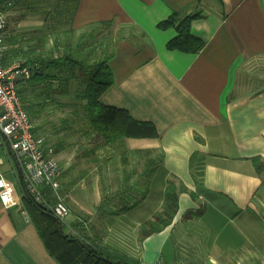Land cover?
<instances>
[{
  "label": "crops",
  "instance_id": "1",
  "mask_svg": "<svg viewBox=\"0 0 264 264\" xmlns=\"http://www.w3.org/2000/svg\"><path fill=\"white\" fill-rule=\"evenodd\" d=\"M102 22L112 24L102 35L113 84L100 100L151 122L158 135L100 146L94 153L108 158L100 168L119 162L122 175L104 182L116 194L99 188L78 208L67 201L69 223L141 264H264V171L253 162L264 161V0H80L78 32ZM21 33L7 32V49ZM78 92L70 102L84 104ZM5 156L0 148L17 201L0 189V264H60L22 214L23 189ZM170 180L188 190L172 222L149 233Z\"/></svg>",
  "mask_w": 264,
  "mask_h": 264
},
{
  "label": "trees",
  "instance_id": "2",
  "mask_svg": "<svg viewBox=\"0 0 264 264\" xmlns=\"http://www.w3.org/2000/svg\"><path fill=\"white\" fill-rule=\"evenodd\" d=\"M38 1L44 8H47L49 11L53 10V16L51 18H44V28L24 31L20 36H15V40L18 41L16 44L23 47L19 48L21 57H14L13 51H15L16 46L12 44L11 50L6 49L3 59L6 60L8 57L15 58L16 60L14 61H21L31 71L29 77H21L18 80V89L22 101L21 92H24L26 84L27 86L28 84L31 86L36 85L40 88V110L31 108L29 112L26 104L23 102L31 120L33 121L34 118H38L41 121L44 120L46 117L42 116L43 109L46 108L51 100L54 101L52 105L56 104V106H60L59 104L61 103L65 105L66 103H63L59 98L68 97L71 80L75 79L78 80L79 86L82 87L77 93L78 100L85 99L86 102L84 104L69 103L73 109L72 115L77 120L75 123L78 122L81 126L78 128V131L85 135L87 142L92 145L87 150L90 152L88 156L92 155L100 146L112 144L125 137H156L158 133L156 127L151 122L136 120L130 115L128 110L105 105L100 100L105 90L113 84V72L108 60L109 47L107 44L104 46L105 38L102 35L103 28H111V22L90 25L80 33V35L85 36V44L89 47L93 44L96 46L99 38H104L102 47L104 55L100 59L94 60L95 63L92 64V68L88 69V67H91L93 58V51L91 49L86 55L75 56L72 44L66 52H62L61 46L58 45L61 54L44 56L38 51L36 53L34 48L29 46L35 40V37L44 34L69 32L70 36H74L76 30L73 23L80 0ZM28 7L40 9L41 6L37 4L30 5L27 0H15L11 8L26 10ZM33 15L41 14L40 12H36ZM189 19L192 18L182 19L179 27L181 40L183 41L191 37L189 33ZM176 20L175 16L165 24H173ZM9 41H12V39ZM26 43L28 46H26ZM178 44H180L178 41H174L171 43V46ZM58 48L56 46V49ZM80 48L81 46L77 47V49ZM54 83L58 84L54 86ZM63 123L66 128H69V118H64ZM34 130L36 132L35 127ZM61 139L57 144L59 148L60 142H62ZM58 151L56 149L55 152L57 153ZM253 162L257 171L262 173L264 171V161L261 158H253ZM187 190L183 184L178 187L174 181L170 180L168 182L164 207L160 212L156 213L154 220L149 222V233L158 232L172 222L178 208L179 192ZM23 204L48 250L56 257L60 264H141L138 260L130 258L123 253L91 243L82 233L79 234L82 235L80 237L86 242V245L76 239L78 235H67L59 220L51 212L37 205L30 195H23Z\"/></svg>",
  "mask_w": 264,
  "mask_h": 264
},
{
  "label": "rangeland",
  "instance_id": "3",
  "mask_svg": "<svg viewBox=\"0 0 264 264\" xmlns=\"http://www.w3.org/2000/svg\"><path fill=\"white\" fill-rule=\"evenodd\" d=\"M27 2L30 3V5L37 4L41 7L40 9H34V8L31 9L28 7L26 10L11 8L8 12L7 32L27 31L26 29L24 30L25 25L28 27V26H35L36 24H41L39 28H44L45 27L44 18L45 17L51 18V16H53V10L49 11L47 8H44L42 4H39L38 0H27ZM36 12H40L41 15H33V13ZM75 30L76 31L74 36H70L71 34L69 32L54 33L50 35L48 34L40 35L38 37H35V40L32 41L29 44V46H32L36 53L38 51L40 54L44 56H53V55L61 54V50L58 48V45L61 46L62 52L64 51L66 52L68 51V49L72 44L74 48L75 56H83L84 54L86 55L91 49L93 51V58L90 65L91 67H88V69L92 68L93 66L92 64L95 63L94 60H98L100 59V57L104 55V50L102 48L104 38L103 37L99 38L96 46H94L95 44H93L92 46L89 47L87 46V44H85V40H84L85 36L80 35V33H78V30L76 28ZM15 39H16L15 37H12V41L8 43L14 44L16 46L15 47L16 52L13 51V55H15L14 57L16 58L22 56L21 52H19V48L21 49L23 47L16 44V42L18 41H16ZM26 46H28L27 43ZM56 46L59 50L56 49ZM80 46L81 48L77 49V47ZM15 58L13 59L11 57H8V59L3 60V65L9 66L14 60H16ZM73 81L75 87L74 85L70 86L69 92H71V94H69L68 97L59 98L63 103L66 104L63 105L61 103L59 104L60 106H56V104L52 105L54 101L51 100L49 104H47L46 108L43 109L44 111L42 112V116L46 118L42 121L39 120L38 118L37 119L34 118L33 121L37 134L45 137V139L48 142V145L53 147L55 157L62 165L63 173H62L61 185H62L63 196L65 197L66 201H68V203H72L73 205H75L76 208H78L82 206L83 203H85L86 205L87 202L89 201L94 202V199H96L95 195L98 192L99 188H101L100 189L101 192L105 193L109 191L113 195V193H115L117 190H114L112 188L107 189L106 188L107 184L104 186V182L105 181L111 182V184L115 183L119 175L122 174L119 173V170L117 172L116 169H113L116 166V164L119 163V162L118 163L114 162L113 157L109 160L111 169L109 171H104L103 167L100 168L99 165L103 162L102 161L103 159H108V158H104V157L99 158L98 155L95 153L87 157L85 156L86 152H88L87 150L91 148L92 145L87 142V137L78 131V128H80L81 126L78 122L75 123V121L77 120H75V117L72 115L73 109L72 107H70L69 102L73 100V97H76V89L78 91L82 88L79 86L78 80L73 79ZM57 84L58 83H54V86H56ZM20 89H21V85H20ZM24 89H25L24 92L22 91L21 94L23 97V102L26 104L28 111L30 112L31 108L40 110V104H39L40 88L36 85L31 86L28 84L27 86L26 84ZM64 118H69L70 121L69 128L65 127V124L63 123ZM60 139L62 140V142H60V148H59L57 147V144L59 143ZM56 149L59 150L57 153L55 152ZM5 157H6L5 168L8 169V166L11 165L15 169L14 182L16 187L19 188L18 191L21 192L22 188L20 189L19 176L15 168V165L8 154ZM69 216H68V222H69ZM79 222L82 221L80 220ZM72 225L75 233L78 231V238L82 240V238L80 237L82 235L79 233H82L84 237L87 238V236L84 234L85 232H83L82 227L80 225L79 226L81 228L78 226V224L77 225L72 224ZM88 239L91 243L99 244L98 241H93L90 238ZM82 241L86 244L84 240Z\"/></svg>",
  "mask_w": 264,
  "mask_h": 264
},
{
  "label": "built area",
  "instance_id": "4",
  "mask_svg": "<svg viewBox=\"0 0 264 264\" xmlns=\"http://www.w3.org/2000/svg\"><path fill=\"white\" fill-rule=\"evenodd\" d=\"M14 2L15 0H0V148L5 149L16 169H20L23 194L30 195L37 205L51 212L67 235H78V231L75 233L73 225L68 222L71 210L62 194V165L45 137L35 132L34 123L19 93V78L29 77L31 71L19 60L9 66L3 65L7 49L8 12ZM3 164L4 160L0 157V189L9 192L1 169ZM9 198L17 201L11 192ZM21 211L29 220L28 212L25 209Z\"/></svg>",
  "mask_w": 264,
  "mask_h": 264
},
{
  "label": "water",
  "instance_id": "5",
  "mask_svg": "<svg viewBox=\"0 0 264 264\" xmlns=\"http://www.w3.org/2000/svg\"><path fill=\"white\" fill-rule=\"evenodd\" d=\"M17 170H18V174H19V179H20V181H21V185H22V187H23V189H24V185H23V180H22V174H21V171H20V169L17 167ZM78 241H80V242H82V244H84V245H86L80 238H76Z\"/></svg>",
  "mask_w": 264,
  "mask_h": 264
}]
</instances>
